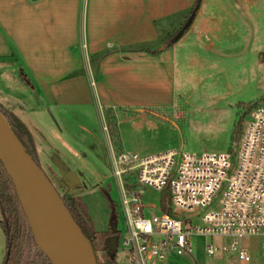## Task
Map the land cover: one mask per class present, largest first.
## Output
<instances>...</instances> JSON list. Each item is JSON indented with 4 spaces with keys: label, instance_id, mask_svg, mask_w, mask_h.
I'll return each mask as SVG.
<instances>
[{
    "label": "rangeland",
    "instance_id": "rangeland-1",
    "mask_svg": "<svg viewBox=\"0 0 264 264\" xmlns=\"http://www.w3.org/2000/svg\"><path fill=\"white\" fill-rule=\"evenodd\" d=\"M86 3L87 0H81V20L84 8L86 15ZM255 4L252 16L257 50L254 52L253 45L231 42L217 46L212 54L204 44L195 43L186 34L184 40H178L184 33L179 28L174 34H180L177 38L171 41L173 35L158 45L157 49L162 50L175 43L173 75L163 73L161 82L164 85L157 89L159 101L152 96L156 89L142 86L138 97L152 96L147 103L115 106L105 103L97 75L94 73L91 77L88 70L90 61L85 52L88 42L83 27L79 37L83 61L81 70L75 75L81 71L85 77L72 79L77 94L68 92L69 80L60 83L55 101L42 92L36 99L34 91L32 94L18 85L7 88L9 91L0 95V107L19 113L31 130L36 147L33 161L52 192L63 203L64 197L75 196L98 232L108 227L112 212L117 213L115 225L119 237L114 252L92 249L83 235L91 251V264L93 258L97 262L103 255L113 257L117 264H129L130 244L126 242L129 231L122 214L119 184L120 179L124 184L126 175L121 174L119 178L113 163L121 152L132 151L145 156L167 150L194 154L224 151L231 162L237 161L242 132L249 119L248 108L264 104V0H256ZM239 34L244 33L240 31ZM248 65L250 72L245 69ZM155 79L156 75L152 74L147 81ZM113 91L108 83L107 94ZM14 98L25 107L14 103ZM19 108L24 109L19 112ZM144 196L146 202L159 201L155 189L147 187ZM219 198L220 195L212 204L184 209L180 213L191 217V225L202 224L203 213L217 207ZM189 239L193 251L172 255V264H239L234 251L221 248L224 243L233 241V237L192 234ZM238 241L251 255L245 264H264L260 236L244 235ZM205 242H212L220 249L209 254L204 250ZM3 254L4 234L0 226V264Z\"/></svg>",
    "mask_w": 264,
    "mask_h": 264
},
{
    "label": "crops",
    "instance_id": "crops-1",
    "mask_svg": "<svg viewBox=\"0 0 264 264\" xmlns=\"http://www.w3.org/2000/svg\"><path fill=\"white\" fill-rule=\"evenodd\" d=\"M255 2L200 0L178 40H184L186 34L212 54L217 46L231 42L253 45L254 52ZM194 3L195 0H87L86 15L84 8L81 20V0H0V95L18 85L34 91L31 93L36 99L42 92L55 101L60 83L69 80L68 92L77 94L72 79L85 77L81 71L75 75L83 61L79 51L83 27L88 42L85 52L91 62L88 70L91 77L97 75L105 103H147L152 96L159 101L157 89L164 85L163 73L173 75L175 43L162 50L157 47L186 21ZM245 69L251 71L249 65ZM152 74L157 80L147 81ZM108 83L113 93L107 94ZM142 86L156 89V93L139 98ZM17 102L25 107L15 99ZM21 109L24 108L19 112Z\"/></svg>",
    "mask_w": 264,
    "mask_h": 264
},
{
    "label": "built area",
    "instance_id": "built-area-1",
    "mask_svg": "<svg viewBox=\"0 0 264 264\" xmlns=\"http://www.w3.org/2000/svg\"><path fill=\"white\" fill-rule=\"evenodd\" d=\"M248 113L235 163L224 151L194 154L175 150L145 156L123 151L113 161L118 177L126 175L124 184L121 179L119 184L129 231L127 262L172 264V255L193 251L192 234L233 237L221 248L234 251L239 264L251 255L238 240L258 235L264 255V104L251 106ZM147 187L159 193V201L144 200ZM218 195L217 207L203 213L202 224L193 226L191 217L180 213L212 204ZM219 249L212 242L204 243L209 254Z\"/></svg>",
    "mask_w": 264,
    "mask_h": 264
},
{
    "label": "trees",
    "instance_id": "trees-1",
    "mask_svg": "<svg viewBox=\"0 0 264 264\" xmlns=\"http://www.w3.org/2000/svg\"><path fill=\"white\" fill-rule=\"evenodd\" d=\"M199 3L200 0H195L190 14L188 15L186 21L179 27V30L184 32L187 29L190 18L197 11ZM177 31L178 29L175 30L170 37ZM0 110L8 119L11 127L22 142L28 155L33 159L36 147L32 132L28 126L13 111L3 109L1 107ZM109 124L111 125V123ZM64 198V204L68 209L69 215L71 218L73 217L72 219L75 221L82 234L88 239L92 249L97 250L100 248L102 251L106 250L107 252H110L107 248L109 237L112 234H117L119 237V230L115 225L117 213L112 212L108 227L105 230L98 232L94 229L83 204L79 202V200H76V197L73 195H68ZM0 226L4 234V254L1 264H53L36 244L28 224V220L17 196L14 183L3 167L1 161ZM96 264H117V261L113 257L109 258L106 257V255H103V257L98 260Z\"/></svg>",
    "mask_w": 264,
    "mask_h": 264
},
{
    "label": "water",
    "instance_id": "water-1",
    "mask_svg": "<svg viewBox=\"0 0 264 264\" xmlns=\"http://www.w3.org/2000/svg\"><path fill=\"white\" fill-rule=\"evenodd\" d=\"M180 34L173 36V41ZM0 161L3 164L8 175L11 177L17 196L20 200L21 206L28 220L32 235L38 247L51 260L53 264H75L72 260L56 232L54 231L48 217L40 204L38 196L33 188L27 168L35 176L40 178L47 188L58 200L63 212L71 220L79 234L84 238L82 232L78 228L75 221L69 215L68 209L59 198L49 188L44 175L42 174L38 165L26 152L22 142L14 132L8 119L0 110ZM86 241V240H85ZM87 245L88 242L86 241ZM118 244V235L110 236L107 243V248L115 251ZM90 246V245H89ZM93 264H96L93 258Z\"/></svg>",
    "mask_w": 264,
    "mask_h": 264
},
{
    "label": "bare ground",
    "instance_id": "bare-ground-1",
    "mask_svg": "<svg viewBox=\"0 0 264 264\" xmlns=\"http://www.w3.org/2000/svg\"><path fill=\"white\" fill-rule=\"evenodd\" d=\"M31 183L50 224L75 264H91V251L46 184L27 168ZM73 218V217H72Z\"/></svg>",
    "mask_w": 264,
    "mask_h": 264
}]
</instances>
